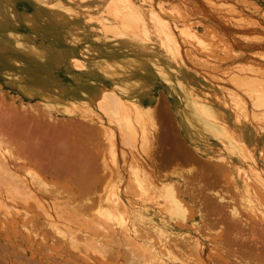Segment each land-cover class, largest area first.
<instances>
[{
	"label": "rangeland",
	"instance_id": "374dc122",
	"mask_svg": "<svg viewBox=\"0 0 264 264\" xmlns=\"http://www.w3.org/2000/svg\"><path fill=\"white\" fill-rule=\"evenodd\" d=\"M98 1L95 3L96 5L90 4V7H92L90 10L100 20V5L103 0ZM134 1H137L145 10H148L149 15L152 16L151 21L148 18V22L152 26L151 29L155 27L150 32V36L140 33L143 40L139 37L140 34L137 39H133L128 35L124 36L122 41L126 44V47L121 50H112V43L115 38L106 40L101 32L92 33L87 29V24L84 23L85 15L88 12L86 8L68 13L57 5L56 0H0L2 6H0V101L8 104L7 106L11 108L21 109L22 113L27 111L30 113L35 112L41 116L51 115L55 120L65 119L74 124L77 123L76 125L84 123L83 121L81 123L82 118L88 120L89 124L84 126L87 128V125H89L90 129L94 131H92L93 134L89 137L88 143L91 146L89 147V163L92 165L91 168H93L95 177L92 179L91 191L87 193V195L92 196L90 200L91 203L93 201V206L98 205L96 201L98 195L105 194L107 188L110 187L109 184L114 183L117 191H120V188L126 183L124 180H128L125 174V164L127 162L123 164L119 156V149H122L120 138L118 137L116 140L114 159L109 153L110 148L105 138V131L100 127L98 128L97 124L103 122L107 128L109 127L115 132L116 128L113 124H108V119L99 113L92 103V97L95 94L102 90H109L115 92L127 102L137 104L141 108L148 105L153 108V116L160 133L156 136V138L158 137L155 142L157 145L153 141L151 149H154V145L157 148L150 153L152 157L149 163L153 162L152 164H155L158 179L165 181V183L178 184L179 178L177 176L181 174L184 177L183 179H189V175L186 174L187 169L194 165L191 169L197 176L207 175L208 178L204 177V183L211 181L216 183L214 188L206 191L211 195L213 192L226 195V199L233 200L234 205L232 204V206L238 209L239 194L233 187L237 185V189H243L239 176L242 175L243 177L244 174L243 172H239V174L237 171L242 169L250 179L247 185L254 188L264 208V112H257L252 109L245 97L244 89H238L230 80L234 76H237L238 79L255 77L253 73H251L253 76L250 77L249 73L238 72L241 66L245 65L251 67V70L253 68V71L258 68L259 73L256 72V75H260L259 79L264 78V74H262L264 73V0ZM51 8L52 10H50ZM73 13L77 14L74 15ZM77 15H80V18ZM240 17L249 20L251 22L250 26H245V28H243L244 26H233L237 23H231L233 18L235 20L241 19ZM163 40L166 42H163ZM70 59H74L75 68H71ZM247 67L245 66L246 69H248ZM231 75L233 77L229 78ZM192 88H194V92ZM196 88L205 91L210 97L219 94L231 109L226 112L221 107L215 106L216 116L204 117L205 115L192 109L189 101L190 98L191 100H197L194 95L197 91ZM237 101L239 104L241 103V112L235 109ZM243 103L246 104L243 105ZM67 106L73 107L72 111L66 108ZM257 116L259 120L255 118ZM233 119L242 125L241 130L244 131V140L228 137ZM178 149L183 151V156H181L184 159L185 154H187V158L188 155L191 156V160L194 158L193 162H188L181 156H179L180 158L175 157L174 153ZM214 149H221L220 151L225 156V160L231 166L221 165L218 161L211 159H205V161L200 159V152L208 153ZM131 152L134 153V150L132 149ZM103 162L105 165H103ZM146 162L148 163V161ZM146 162H144L145 165L142 164L147 169L148 164ZM99 164L106 169L102 171L103 173H101V170L104 168ZM214 164L215 166L219 165L220 168L214 167ZM150 169L148 168L147 171L150 172ZM217 169L221 171L218 174ZM192 185L197 187L196 184L192 183L190 185L192 189H189V191L197 194V189ZM77 195H79L78 200L86 196L84 193ZM80 195L85 196L81 197ZM129 200V203H132H130V207L138 209V212L146 208L144 213L149 214V217L145 218L146 220L144 219L145 221L143 220L142 223L145 226L144 222H149L145 226L148 232H144L146 233L144 237L157 243L161 240H167L168 243H171L169 248L172 249L175 259H177L175 264H236L233 263L234 260L230 256L242 244V247L245 245L246 250L247 246L251 247V252L259 255L260 249L264 248V237L260 235L264 231L262 226L264 220L259 217L250 218L247 213L242 212L241 215L245 218L244 220L247 219V226H249L248 228L242 226L241 229H238V232H242V239L245 238V241L239 243L235 242L234 239L231 242L236 244L230 245V242L229 247H224V241H221L225 240L221 237L224 225L216 221L215 216H210L206 221L195 214V217L189 219L183 228H175L171 225L166 227V222L152 206L145 205V207L142 205L141 207L138 202L132 201V198ZM131 208L129 209L130 212L133 210ZM228 210L227 208L226 217H224L225 214L223 215L224 218L222 217L227 221V224L231 222L228 218ZM196 211L197 208H193V213H196ZM136 216H138V213ZM136 216L135 218H137ZM134 220L132 222L131 218L133 226L139 224L138 219ZM230 224L233 227V223ZM139 226L137 225L135 230L139 229ZM250 227L257 232V234L254 232L256 234L254 239L250 236ZM247 232L248 235H246ZM178 233H182V237L183 233H186L185 235L189 238L193 237L192 240H189L184 236L183 240L184 242L187 241L186 243L189 242V244L197 242L196 251L193 250L194 252H192L189 248H186V244H184V247L181 243H177V241L181 242L182 240V237L177 235ZM15 236L19 237L16 239L21 242L19 240L21 239L20 235ZM51 237L53 238V234ZM179 237L181 239L178 240ZM49 238L47 239L50 241ZM173 239L174 241H172ZM171 241L176 243L173 245ZM51 242L57 244L59 241L54 237L50 244ZM177 244H180L179 249ZM64 246L67 250L64 244L61 248ZM232 246H235V248ZM242 247L236 249V252H241ZM81 249L75 253L68 252L75 255L72 258L74 264H81L82 262V264H87L84 259L80 260V258H84L82 255L83 249L80 252ZM176 249L187 250L182 252ZM57 252H60V250ZM107 252H110V256L105 255L106 260L92 256V262L88 263H130L128 261L129 254L122 245L112 246L111 250L108 248ZM114 252H120L125 258L118 262L111 261L114 259L111 255ZM69 254L65 255V260L68 263L72 261L68 257H72ZM261 259L260 261L263 264L264 256ZM6 260L9 261V257L2 255L0 252V264H7ZM25 260H27L26 257L21 261H13V264H26ZM254 261L257 262V260ZM252 262L251 260L249 264H256V262Z\"/></svg>",
	"mask_w": 264,
	"mask_h": 264
},
{
	"label": "bare ground",
	"instance_id": "6f19581e",
	"mask_svg": "<svg viewBox=\"0 0 264 264\" xmlns=\"http://www.w3.org/2000/svg\"><path fill=\"white\" fill-rule=\"evenodd\" d=\"M96 2L99 1L56 0L57 5L68 13L79 11L83 8L88 9L84 19V23L87 24V29L92 33L101 32V35H103L106 40H112L115 38V41L112 43V50H121L126 47V44L122 41L124 36L128 35L133 39L141 37L142 39L143 36L140 33L150 36V32L155 27L154 26L151 29L152 26H150L148 18L151 21L152 16L149 15L150 13L148 10H145L137 1L103 0L100 5V20L97 19L96 16L93 15V11L90 10L92 8L90 7V4L92 3V5H94ZM50 10H52V8ZM240 18L241 19L235 20L233 18L234 21L232 20L231 23L237 22L233 26H244L243 28H245V26H250L251 22L249 20L242 17ZM163 42L166 41L163 40ZM69 64L71 68H75L74 59H70ZM245 66L247 67V65ZM245 66H241V68L239 67L240 69L238 68V72H246L249 73L250 77L253 75L255 77L239 79L237 76L233 77L232 75L228 77H233L230 80L235 87L238 89H244L245 97L250 103L252 109L257 112H264V78L259 79L260 75H256V72L259 73V71H257L258 68L256 71H253V68L252 70L251 67H247L248 69H246ZM251 73H253V75ZM229 78L224 79L228 80ZM193 89L194 88H192V91L194 92ZM194 95L197 100H191L190 98L189 101L191 107L194 111L205 115L204 117H215V106L221 107L226 112L231 109L219 94H214L213 97H210L205 91L197 89ZM186 98L188 97L186 96ZM92 100L95 109L108 119V124H113L116 128L115 132L112 129H109V127L107 128L103 122H98L97 124L98 128L100 127L105 131V138L107 139L110 148L109 153L113 158L116 153V140L118 137L120 138V146L122 149H119V156L123 164L127 162L125 164V174L127 176L126 178H128V180H124L127 184H123L124 186L120 188V191H117L114 183H111L113 186L109 184L110 187L107 188L108 190L105 194L101 196L98 195L97 200L95 199L98 202V205L96 206H93V201L91 203L90 199H92V196L90 194L87 195V193H89L88 191H91L93 184L92 179L95 177L93 168H91L92 165L89 163V147L91 146H89L88 143V139L91 134H93V130L90 129L89 125H87L89 127H87L88 129L84 126L89 124L87 122L88 120L82 118L81 123H84L80 125L78 123V125H76V122V124H74L65 119H60V121L59 119L55 120L51 115L41 116L35 112L30 113L27 111L22 113L21 109L11 108L7 106L8 104L0 101V252L2 255L9 257V261L6 260L7 264H13V261L15 260L21 261L25 257L27 258V260H25L26 264H74V259L72 260V258L75 255L71 253L69 254L68 252L71 251L75 253L81 248L83 249L82 255L84 258H80V260L84 259L87 264H90L88 262H92V256L105 259V255L110 256V252H107L108 248L111 250L112 246L118 247L121 245L125 247L126 252L129 254V256L125 255L126 257H129V260L126 258V261H130L128 264H175L177 259H175V254H173L172 249L169 248L171 243H168L167 240H161L157 243L156 241H150L147 237H144V235H146L144 232H148L145 226L149 222L148 220V223L144 222L145 226L142 223L145 218L149 217V214L146 215V213H144L146 208L141 210V212H138V209H133L132 206L131 208V202L129 203L130 198L133 199L132 201L138 202L141 207L142 205L152 206V208L163 218V221L166 222V227L171 225L175 228H183L189 219L195 217V214L203 220L208 219L210 216H215L217 219L216 221L224 225V231L221 236L225 239L221 240L224 241V247H229V243L234 239L235 242L239 243L245 241V238L242 239V232H238V229H241L242 226L246 228L248 222L247 219L244 220L245 218L242 217V212L247 213L250 218L259 217L264 220V208L261 205V199H259L254 188L247 185V182L250 179L245 171L242 169L237 170L238 173L243 172L244 174L243 177L242 175H238L241 178L240 181L244 191H242L243 189L241 188L237 189V185L236 187H233L239 194V197L237 196L239 198L237 200L239 201L238 209L232 206L233 200L229 198L226 199V195L220 192H213L212 195L208 193L210 188L216 186V183L211 180H209L211 182L204 183V179L207 175H200L201 177L197 176L191 169L194 165H191V168L187 169L186 174L189 175V179H183L184 177H182L181 174L178 176L176 174L177 178H179L177 181L179 182L178 184L174 185L171 182L165 183V181L157 178L158 174H156L155 171V164L153 165V162L149 163L152 157L150 153L157 148L154 145V149H151L153 141L154 143L156 142L158 138H156V136L160 133L158 124L153 116V108L149 105L141 108L137 104L127 102L115 92L109 90L98 92L92 97ZM235 104V109L240 110L241 112V103L239 104L237 101ZM245 104L243 103V105ZM71 106H67L66 108L72 111L74 105L73 107ZM88 108L90 109V107ZM92 111L94 112L93 109ZM255 111L254 113H256ZM233 112L237 113L235 111ZM252 118L254 117L252 116ZM255 118H258V116ZM95 125L92 126L94 127ZM241 126L242 125L239 124L238 121L233 119L232 126L228 131V137L230 139L239 138L244 140V131L242 132ZM132 149L134 150V153L131 152ZM220 150L221 149H214L208 153L200 152L199 157L204 161L205 159H211L218 161L221 165H230L227 163L225 156ZM182 153L183 151H179L178 149L175 151L174 156L180 158L179 156H183ZM185 155V159L182 156L181 158L188 160V162H193L194 158L191 160V156L189 157L188 155L187 158V154ZM141 161H143L142 163L148 161V163H146L148 164L147 167L151 168L150 172H148V168L146 169V166H144L145 163L143 165ZM103 165H105L104 162ZM214 167H219V165L215 166L214 164ZM103 168L104 169L101 170V173H103V170H106L104 166ZM225 168L227 169V167ZM192 172H194L195 175L192 174ZM220 172L221 171L218 170L217 174ZM116 174L120 175L119 173ZM237 181L239 182V180ZM192 183L197 186L195 187L192 185L197 189V194H193L189 191V189H192L190 186ZM80 193H84L86 196L83 195L85 196L84 198L80 195L83 199H79V201V195L77 194ZM228 204H230V206H228ZM129 207L131 210L133 209L132 212H130ZM193 208H197L196 213H193ZM227 208L229 209L227 211L228 218L231 220L230 223H233V227L231 226L232 224H227V221L223 219L226 217ZM137 213L138 216H136ZM135 216L137 218H135ZM131 218L132 222L133 219H138L137 221L139 224L137 225H140L139 229L135 230L137 225H132ZM225 223L228 226H226ZM262 226L264 228V223ZM249 229H251L250 236L254 239L257 232L251 227ZM258 232L260 233V231ZM262 233L263 234L260 235L264 237V231ZM52 234L53 238L55 237L58 239L60 245L53 242L50 244V241L53 240L51 237ZM185 234L183 233V237L186 236ZM248 234L249 233L247 232L246 235ZM15 235H20L21 239L19 240H21V242L17 241L19 237H16ZM177 235L182 237V233H178ZM177 235L176 237H178ZM181 237H179L178 240L181 239ZM183 237L181 242L177 241V243H181L182 245L186 244V248H189L192 252L196 251L197 242H195L196 245L194 243V245L189 244V242L186 243L187 241L185 240L186 242H184L183 239L185 237ZM47 238H49L50 241ZM187 238H189V236ZM191 238H189V240ZM174 239L172 241H174ZM259 239L262 240L261 237H259ZM63 244L66 245L67 250H65V246L61 248ZM231 244L233 245L236 243L231 242L230 245ZM177 245L179 249L180 244ZM232 247L235 248V246ZM244 248L245 245L240 249L242 250L241 252L237 250L239 252L237 253L236 249L235 252H232L230 258L234 260L233 263L249 264L251 260L253 262H256L254 260H257L256 264L261 263L260 260H262L261 258L264 256V248L260 249V255L251 252V247L249 248L247 246V250ZM82 249L80 252H82ZM182 249L178 251H182ZM58 250H60V252H57ZM186 250L183 251L185 252ZM20 252L25 254H21ZM66 254L72 256L71 258L70 256L68 257L73 263L70 261V263L66 262ZM111 255L114 257L113 260L110 259L113 262L114 260L118 262L125 258L120 252H114ZM68 257L66 256V258ZM100 264H106V262Z\"/></svg>",
	"mask_w": 264,
	"mask_h": 264
}]
</instances>
